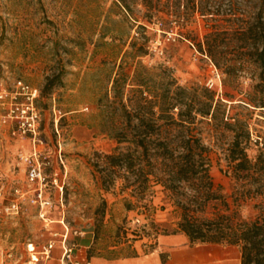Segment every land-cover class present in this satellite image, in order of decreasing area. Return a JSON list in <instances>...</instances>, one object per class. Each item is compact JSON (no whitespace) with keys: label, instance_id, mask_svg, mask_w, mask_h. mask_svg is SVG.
Masks as SVG:
<instances>
[{"label":"rangeland","instance_id":"obj_1","mask_svg":"<svg viewBox=\"0 0 264 264\" xmlns=\"http://www.w3.org/2000/svg\"><path fill=\"white\" fill-rule=\"evenodd\" d=\"M149 1L0 0V87L11 89L16 80H21L40 91V137L48 162L43 170L44 197L51 204L45 215L51 221L47 228L35 207L27 204L23 215L1 216L2 247L20 246L27 240L42 244L50 237L49 231L62 232L61 220L72 235L93 228L99 244L153 241L157 235L177 230L181 211L170 193L152 185L144 199L138 200L129 189L122 190V180L108 171L100 172L106 165L104 156L118 145L102 132L107 108L100 109L98 99L105 94L109 99L112 96V73L121 70L130 77L136 62L149 69H166L179 86L187 89H209L206 84L211 79L214 86L209 90L224 103L220 111L231 118L230 123L238 119L247 126L248 157L252 159L258 150H264V109L246 104L255 82L245 73L237 80L225 79L195 46L202 42L211 23L195 14L184 26L175 16L183 6L175 8L168 0H151L160 12L150 19ZM124 3L129 9H124ZM229 5L223 1L216 3V8L223 10ZM232 7L244 12L250 5L238 0ZM217 24L224 26L222 22ZM140 25L145 29H140ZM186 32L194 37V42L186 39ZM132 43L136 48L144 46L145 54L136 59L124 56ZM58 72L60 84L49 93L43 92L46 79ZM199 129L203 142L211 148L213 183L219 186L218 194L230 203L238 184L227 169L223 150L232 141V130L238 135L240 132L234 128L222 131L206 124L199 125ZM29 148L28 141L12 139L7 127L0 124V205L10 202L14 188L27 187L24 167L15 155L18 150L27 153ZM103 178L108 182L107 190L102 186ZM126 204H130L129 209ZM252 204L240 209L244 218L254 214ZM213 212L208 207L204 216L211 218ZM136 217H140L141 227H129ZM53 256H58L57 250ZM49 264L58 262L50 260Z\"/></svg>","mask_w":264,"mask_h":264},{"label":"trees","instance_id":"obj_2","mask_svg":"<svg viewBox=\"0 0 264 264\" xmlns=\"http://www.w3.org/2000/svg\"><path fill=\"white\" fill-rule=\"evenodd\" d=\"M169 1L175 8L183 6L175 16L184 26L195 14L211 23L202 42L195 44L198 52L209 58L227 80L248 74L255 83L250 87L246 104L264 109V0H241L250 5L244 12L232 7L238 0ZM223 1L231 6L216 8V3L220 5ZM123 7L129 9L125 3ZM147 7L152 12L150 19L160 12L151 0ZM139 28L144 30L145 26ZM185 35L194 42L189 32ZM130 49L123 55L136 59L145 54L144 46L136 48L132 43ZM60 73L46 79L43 92L49 93L60 84ZM109 80L112 96L109 99L105 94L98 103L100 109L107 108L102 132L118 147L104 156L106 165L100 172L108 171L122 180V190L129 189L130 195L138 200L144 199L152 185L170 193L175 207L181 211L177 230L172 233H184L191 244L237 246L240 264H264V150H258L252 159L248 157L250 140L246 124L234 118V123H230L231 118L220 111L224 103L212 91L179 86L166 69H149L136 62L130 77L120 70L112 73ZM201 124L222 131L234 128L242 136L240 139L232 130V141L223 150L227 169L238 184L230 203L218 194L219 186L213 183L211 148L203 142ZM107 183L103 178L105 190ZM249 202L253 203L254 214L244 218L240 209ZM129 205L126 204V209ZM208 207L215 211L211 218L204 216Z\"/></svg>","mask_w":264,"mask_h":264},{"label":"built area","instance_id":"obj_3","mask_svg":"<svg viewBox=\"0 0 264 264\" xmlns=\"http://www.w3.org/2000/svg\"><path fill=\"white\" fill-rule=\"evenodd\" d=\"M206 85L211 89L214 82L210 79ZM39 96L38 88L21 80H16L11 89L0 87V124L7 127L12 139L28 141L30 146L27 153L18 150L15 155L18 164L24 167L27 187L13 189L10 202L0 205V217L23 215L26 211L24 205L27 204L37 209V216L47 228L51 221L45 215L51 204L44 197L46 179L43 170L48 162L45 161L47 157L43 156L44 143L40 137L41 115L37 107ZM55 132L57 133L56 127ZM60 225L62 232L49 231L50 237L42 244L27 240L20 246L10 244L0 248V264H48L54 258L58 264H90L89 260L80 258L79 246L70 240L72 232L63 220ZM141 225L140 217H136L130 221L129 227L138 228ZM55 250L58 252L57 257L53 256Z\"/></svg>","mask_w":264,"mask_h":264},{"label":"crops","instance_id":"obj_4","mask_svg":"<svg viewBox=\"0 0 264 264\" xmlns=\"http://www.w3.org/2000/svg\"><path fill=\"white\" fill-rule=\"evenodd\" d=\"M70 240L79 246L80 258L89 260L90 264L241 263L237 246L213 243L191 244L188 237L181 232L160 234L153 241L126 240L111 245L106 244L105 241L102 244L96 243L94 230L88 227L76 236L70 235ZM0 248L5 247L0 245ZM52 260L57 261L56 258Z\"/></svg>","mask_w":264,"mask_h":264}]
</instances>
